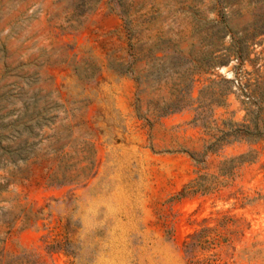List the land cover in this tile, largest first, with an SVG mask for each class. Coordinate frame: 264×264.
<instances>
[{"label": "rangeland", "instance_id": "1", "mask_svg": "<svg viewBox=\"0 0 264 264\" xmlns=\"http://www.w3.org/2000/svg\"><path fill=\"white\" fill-rule=\"evenodd\" d=\"M0 264H264V0H0Z\"/></svg>", "mask_w": 264, "mask_h": 264}, {"label": "crops", "instance_id": "2", "mask_svg": "<svg viewBox=\"0 0 264 264\" xmlns=\"http://www.w3.org/2000/svg\"><path fill=\"white\" fill-rule=\"evenodd\" d=\"M183 128H188V126L187 125H183Z\"/></svg>", "mask_w": 264, "mask_h": 264}]
</instances>
